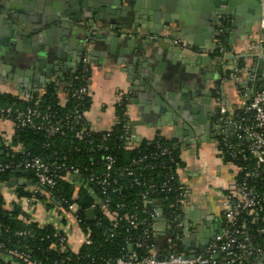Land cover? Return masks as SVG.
<instances>
[{
    "label": "crops",
    "instance_id": "0c3cea01",
    "mask_svg": "<svg viewBox=\"0 0 264 264\" xmlns=\"http://www.w3.org/2000/svg\"><path fill=\"white\" fill-rule=\"evenodd\" d=\"M154 1L150 8L148 0H107L97 13L85 0H0V94L24 99L54 84L59 100L66 102L71 78L86 53L90 107L84 120L88 126L96 131L111 128L118 117L114 102L127 97L125 111L135 143L149 144L157 136L180 143L184 158L180 179L188 190L185 217L192 210L189 196L195 186L196 171L201 167L199 170L208 176L203 184V194L208 192L200 218L195 222L189 217L194 234L191 238L184 234L182 238V242L191 243L189 248L182 246L184 252L194 254L198 250L192 244L204 227L213 234L218 231L219 192L234 187L235 173L232 166L221 164L217 157V107L212 101V110L204 112L199 122L202 110L193 96L213 99L217 92L230 111L239 109L241 92L227 76L228 67L240 64L241 82L246 83L262 54V30L255 16H224L229 18L226 51L233 58L225 60L220 71L221 64L213 56L183 55L173 45L171 35L186 38V43L196 50H212L218 41L214 16L228 14L235 3ZM69 18L80 26L64 21ZM37 32H45L40 48L33 45ZM192 104L197 108L195 113L185 108H192ZM13 134L14 125L0 118V139L10 140ZM20 179L11 177L0 182V206L5 201L19 206V197L11 193L24 185L16 183Z\"/></svg>",
    "mask_w": 264,
    "mask_h": 264
},
{
    "label": "built area",
    "instance_id": "2783aa9c",
    "mask_svg": "<svg viewBox=\"0 0 264 264\" xmlns=\"http://www.w3.org/2000/svg\"><path fill=\"white\" fill-rule=\"evenodd\" d=\"M223 18L217 21L215 36L218 41L212 50H196L184 40L177 38H172L171 41L175 48L186 57L210 55L222 65L226 62L224 55L227 51L219 38L223 34L228 35V27H222ZM259 25L263 30L262 20ZM88 72L90 73L88 57L85 53L71 78V86L74 82L80 83L74 88L72 97L80 100L84 96H90ZM240 72L241 67L238 63L228 67L227 76L241 92L242 103L239 109L230 111L222 104L218 96L213 97L218 111L219 126H221L217 157L221 164L232 166L235 183L232 189L219 192L220 227L203 251L192 255L178 251L179 244L182 246L183 235L187 234L191 238L195 230L194 226L186 220L184 211L188 191L180 179L184 158L181 154L175 158L172 154L173 147L157 144L156 152L133 158L126 167H120L114 155L104 154L100 156L99 171L62 163L55 166L58 172L53 173L40 158L25 154L22 146L13 144L11 138L10 140L0 139V146L15 153L25 154V157L14 165L0 163V172L9 170L13 174H18L30 171L37 185H28L29 183L21 178L25 181L24 185L20 186L25 194H18L17 191L11 193V196L19 197V206L15 207L8 201L0 206V209L6 212L16 211L15 219L25 227L15 233L19 238L16 245L9 246L10 240L0 242V264H45L31 254L33 247L30 241L39 239L30 228L32 226L37 230L51 229V234L47 235L49 236L47 251L59 257L52 264H64L68 254L77 255L82 247L91 245L90 227L78 214L80 209L77 203V190L83 188L93 198V195L96 196L93 186L97 188L103 200L90 206L89 209L93 211L92 218L95 217L96 210L103 214L110 226L107 230L110 235L120 228V224H125L127 231L131 234L134 232L132 236L130 234L125 237L126 251L123 255L105 264H258L261 258L264 264V88L262 81L259 80L255 94L249 96L256 80L255 75H251L246 83H243ZM42 94L43 92L37 94L35 106L39 105ZM22 100L29 101L31 96H26ZM126 101L127 97H124L123 100L117 99L114 102L116 108L123 106L125 116ZM60 103L64 105L65 102ZM12 113L16 115L15 120L11 118ZM39 117L37 108H28L24 112L17 110L13 112L11 108L0 109V118L10 121L14 129L32 125L33 119ZM80 119V112L74 109L71 120L77 122ZM116 124L121 126L122 135L129 143H134L135 135L128 119L117 117L114 125ZM57 125L58 122L49 124L45 131L53 135ZM109 130L110 128L105 131ZM74 137L81 139V132L76 131ZM106 140L107 136H102L96 147L105 151ZM159 169L167 172L160 183L157 184L152 180L145 181V174L152 176ZM65 180L74 184V193L71 203L64 207L61 204L63 200L54 199L50 192L59 181ZM251 182L254 184L250 185ZM136 186L144 188V191L135 193L138 197L134 200L131 210L119 215L109 209L108 202L111 195L122 196L127 187ZM39 188H45L48 191H41ZM172 194L175 196L170 198ZM94 200H97V196ZM125 207L123 204L120 205V208ZM242 217L243 219L239 221ZM251 225L258 226L252 228ZM136 232L139 233L135 234ZM5 233L6 230L0 227V237H3Z\"/></svg>",
    "mask_w": 264,
    "mask_h": 264
},
{
    "label": "trees",
    "instance_id": "16d2710c",
    "mask_svg": "<svg viewBox=\"0 0 264 264\" xmlns=\"http://www.w3.org/2000/svg\"><path fill=\"white\" fill-rule=\"evenodd\" d=\"M222 27L227 28L229 18L224 17L222 19ZM226 35H222L219 40L222 46L226 49ZM89 72L87 78H89ZM79 82L73 83L65 93L66 102L64 105H60L61 101L58 98V87L54 84L47 86L43 94L40 96L41 101L38 106L34 105V101L37 98V94H31V100L24 101L20 98L12 95L0 94V109L11 108L13 112H24L28 108H37L40 113L39 118L33 119L32 125L25 127H16L12 136L13 144H20L25 154L29 157L40 158L46 163L53 173L58 171L55 169L56 165L65 163L68 166H77L79 168H86L87 170L99 171L101 169L100 156L104 154H112L118 160L120 167H126L130 164L131 159L136 158L143 154H150L156 152V145L164 147H173V156L177 158L181 154V144L174 140H165L159 136L149 144L142 143H129L127 138L123 136V131L119 124H116L110 128L109 131H96L93 130L84 120V113L90 107V96H84L82 99H76L72 97L74 88ZM82 84V83H81ZM86 84V82L84 83ZM215 96L217 92H214ZM77 109L81 114V119L77 122H73L72 112ZM118 119H127L124 114L123 106L116 108ZM16 115L12 113L11 118L15 120ZM16 122V121H15ZM58 122V127L53 135H49L45 129L49 124H55ZM17 123V122H16ZM81 132L82 138L76 139L74 137L75 132ZM107 136V140L104 142L106 150H99L96 145H99V141L102 136ZM24 154V155H25ZM21 153H15L4 146H0V163L9 164L19 163L25 156ZM166 170L159 169L158 172H154L152 176L144 175L145 181L152 180L157 184L163 180V176L166 174ZM11 177L22 178L28 185L36 186V181L33 174L30 171L24 173L13 174L12 172L4 171L0 172V182L8 181ZM128 180V179H127ZM251 182L250 185H253ZM20 194H25L21 191V187L16 188ZM41 191H48L45 188H39ZM94 193L97 196V200L91 197V194L86 192L83 188H78L77 203L79 205V216L84 223L90 227L92 232V244L81 248L79 254L75 255L70 253L66 256L64 264H105L107 261H112L123 255L126 251L125 237L131 234L127 231L125 224H120V228L115 231L113 235H110L107 230L110 228L103 214L96 210L95 217L87 219L85 211L90 208L94 203L101 202L103 197L99 194L96 187H92ZM142 190V187H127L123 192V195H111L108 202V207L112 212L122 214L124 211L131 210L133 202L138 196L135 193ZM74 193V184H70L67 180L59 181L56 187L51 190V196L60 201L65 207L71 203L72 194ZM175 196L172 194L170 198ZM123 204L126 207L120 208ZM181 212V211H180ZM182 213V212H181ZM17 212H6L0 209V227L2 230H6L3 237H0V242L10 240L9 246L17 244L19 238L16 236V232L20 229H24V225L15 219ZM245 218V217H244ZM243 219L240 218L239 221ZM258 225H251L252 228H256ZM38 235V240H31L30 245L32 248V256L36 259H40L45 264H52L59 257L51 251H47V244L51 229L45 228L43 230H37L33 226L30 227ZM134 233V232H133ZM132 233V234H133ZM136 232L135 234H138ZM132 234L130 236H132ZM52 239V238H51ZM50 239V240H51ZM178 251L185 254L184 249L179 244ZM221 256V255H220ZM65 257V256H64ZM253 261V260H252Z\"/></svg>",
    "mask_w": 264,
    "mask_h": 264
},
{
    "label": "water",
    "instance_id": "95a60500",
    "mask_svg": "<svg viewBox=\"0 0 264 264\" xmlns=\"http://www.w3.org/2000/svg\"><path fill=\"white\" fill-rule=\"evenodd\" d=\"M81 0H79L80 2ZM231 2L235 3V6L232 8V10L228 11V14H216L214 16V20L217 22L219 18L224 17V16H229V17H237V18H244V17H251V16H255L257 17L258 20H262L264 22V0H229ZM107 2V0H89L88 5L90 7L96 6L97 8V13L101 12L100 10H102L103 5H105ZM149 3V7L153 8L154 7V0H148ZM77 9V8H76ZM232 15V16H231ZM66 21V23H68L71 26H80L81 23L78 22H74L73 20L66 19L64 20ZM65 23V22H64ZM91 25V24H90ZM68 28H70V26H68ZM66 29V28H65ZM80 30V29H78ZM61 32V31H60ZM34 33H29L28 37L31 39ZM46 34H48V32H46ZM37 41L33 44L36 48H40L41 47V43L44 40V35L45 32H37ZM232 33L229 34V36L232 38ZM172 38H177L176 35H171ZM182 38V37H181ZM261 38L263 40V44H262V51H261V56L259 57V59L257 60V62L255 63V68H254V75H255V82L251 88V92L249 93V96L254 95L256 90H257V84L258 81L261 80L263 83V88H264V28L262 30V34H261ZM115 39H113L112 41H114ZM181 40H184L186 42V38H182ZM85 47V44H84ZM35 51V50H33ZM79 56H82V53L79 54ZM233 57L230 54H225L224 55V59L228 60V59H232ZM222 68V65L219 66V70ZM221 71V70H220ZM193 100L195 101L196 104H198V109H201V113L198 115V121L201 122V117L204 114V112H210L212 110L211 105H212V101L213 99L209 96L203 97L201 99H197L196 97L193 96ZM172 104V102H170ZM214 107L215 103L213 102ZM195 104H192V108L189 107H185L186 109L188 108L189 111H191L192 113H195V109H197L195 106H193ZM163 111H165V108H163ZM214 125L212 127V131H214ZM221 128V126H219ZM230 128V127H229ZM213 135V134H212ZM212 137V136H211ZM217 138V137H216ZM207 139V138H205ZM17 184H23L25 183L24 180L20 179L18 181H16ZM93 198L96 199V196L93 195ZM87 219H91L93 217V211L91 209L86 210L85 212ZM201 223H203V220H201ZM203 232H201L198 236V239L196 241L193 242L192 246L193 248H195L198 251H203L204 247L208 244V242L210 241L211 238H213L214 234L210 233L209 230L206 231V228L204 227L202 229ZM182 246H184L185 248H189L191 246L190 241H183L182 242ZM192 255V254H191ZM263 259L261 258L259 260L258 264H262Z\"/></svg>",
    "mask_w": 264,
    "mask_h": 264
},
{
    "label": "rangeland",
    "instance_id": "374dc122",
    "mask_svg": "<svg viewBox=\"0 0 264 264\" xmlns=\"http://www.w3.org/2000/svg\"><path fill=\"white\" fill-rule=\"evenodd\" d=\"M199 169H201V167H199ZM199 169L196 171V174L194 177L195 186L189 196L191 199L190 206H192V210L190 211L188 216L191 218H194L195 222H198L200 218V213L202 212V205H204L203 203H205V200H206V199L204 200V196H205V193L208 192L206 190L205 193L203 194V184L205 181L208 180L207 179L208 176L204 174V170L202 173V171ZM208 200L209 201L211 200V196ZM189 217H186V220L188 221V223L190 222Z\"/></svg>",
    "mask_w": 264,
    "mask_h": 264
},
{
    "label": "flooded vegetation",
    "instance_id": "af4514ba",
    "mask_svg": "<svg viewBox=\"0 0 264 264\" xmlns=\"http://www.w3.org/2000/svg\"><path fill=\"white\" fill-rule=\"evenodd\" d=\"M86 2H87V4L89 3V0H85ZM91 8H93L94 10H96L95 12H97V8H96V6H94L93 5V7H91ZM88 67H89V65H88ZM90 71V70H89Z\"/></svg>",
    "mask_w": 264,
    "mask_h": 264
}]
</instances>
